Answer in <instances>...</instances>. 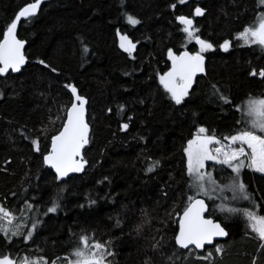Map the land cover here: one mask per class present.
<instances>
[{
    "label": "trees",
    "instance_id": "trees-1",
    "mask_svg": "<svg viewBox=\"0 0 264 264\" xmlns=\"http://www.w3.org/2000/svg\"><path fill=\"white\" fill-rule=\"evenodd\" d=\"M33 1L0 0V40ZM197 7L203 15L195 16ZM263 10L259 0H46L22 18L16 36L25 62L0 78V207L12 217L0 220L8 229L0 232V255L63 260L87 236L110 253L104 264H264V240L242 214L264 216V174L248 168L241 175L249 199L204 198L226 238L200 252L174 241L194 195L188 142L200 135L223 141L249 128L237 108L264 97V77L251 75L264 69V46L237 38ZM180 16L192 19L191 38ZM118 33L134 44L131 53L118 47ZM197 36L212 48L200 52ZM169 50L203 56L180 104L160 82L172 68ZM66 85L85 99L90 131L83 167L61 179L43 155L73 100ZM206 165L216 179H232L226 166ZM226 205L238 211H222Z\"/></svg>",
    "mask_w": 264,
    "mask_h": 264
},
{
    "label": "snow or ice",
    "instance_id": "snow-or-ice-1",
    "mask_svg": "<svg viewBox=\"0 0 264 264\" xmlns=\"http://www.w3.org/2000/svg\"><path fill=\"white\" fill-rule=\"evenodd\" d=\"M42 0H35L34 3L22 8L18 14L12 19L6 31L3 33V41L0 42V74L7 73L9 69L12 71H19L20 66L25 62V57L21 51L24 44L23 41L16 39L15 33L18 23L21 18H31L39 9ZM180 3H185V0H179ZM260 5H264V0H259ZM195 16L203 15L201 8L195 9ZM179 21L185 25L183 31L188 34L189 38L193 36V21L190 18L180 16ZM128 22L130 24L139 23L138 20L129 16ZM239 39H243L245 43L258 44L264 46V13H261L257 20L250 26L245 27L243 32L238 34ZM126 40L127 37H121ZM196 43L200 45V52H204L212 48V45L200 37H196ZM130 43V42H129ZM135 47L134 45H131ZM230 46L229 41H225L221 47L227 51ZM124 47V44H121ZM127 51L128 49L125 48ZM169 58L172 60V68L169 72L160 77V82L164 88L171 93L172 99L176 104H180L183 97L187 95V90L191 86L192 77L197 71H203V56L199 53L189 55L187 52L180 56H175L172 50H169ZM43 63V62H41ZM55 71V69H53ZM259 75L264 77V69L257 73L256 70L251 72V75ZM66 87L71 88V92L75 97V102H71V106L66 109L67 119L63 124L62 131L58 135H53L51 138V151L44 156L46 163L54 167L60 176H65L69 171H80L82 164L75 158L80 155V149L88 142V126L84 121V105L85 99L77 95L76 88L70 85ZM222 99H225L222 97ZM227 102V101H226ZM238 111H242L249 118V128L239 131L236 135L224 137L230 143L212 149L210 145L220 144L221 140L216 139L215 135L197 136L196 139L188 142V147L185 149L187 155V172L191 177L190 188L194 195L187 197V204L184 207L183 215L179 220V232L175 236V242L181 248L187 249L190 245H194L197 249H203L205 245L212 244L213 238L217 236H224L227 233L223 228L212 220L204 219L203 213L206 210L203 199L198 196H207L209 199L214 198L213 194L219 190L223 192L225 189L239 193L241 195H234L233 199H249L245 192V185L238 182L240 169L242 167H252L255 171L264 172V136L257 135L253 129H258L264 133V99H249L246 103L245 109L239 106ZM126 129L127 124L123 125ZM199 133H205L206 129L200 128ZM239 142L242 146L233 148L232 145ZM33 143L38 144V141ZM243 145H247L250 153H246ZM38 150V149H37ZM250 161L245 164L241 157H249ZM206 160H214L217 164L226 165L231 168L232 172L236 173L232 183L224 185L221 188L210 172L202 171L205 167ZM152 169L150 168L149 171ZM30 207V206H29ZM56 205L53 202V207L49 211H55ZM222 211L236 212L235 208L221 206ZM0 220L8 218L11 223L10 213L0 208ZM244 216L250 222L253 231L258 233L259 238L264 240V216H260L253 211L244 209ZM8 229L0 225V232H7ZM13 232L12 235H16ZM31 232L27 233L25 239L31 237ZM90 238L87 236L80 237V244L74 249L73 255L75 260H69L68 264H104V257L110 253H105L104 245L100 242L93 244L89 243ZM219 251V248H217ZM206 259V257H205ZM0 264H14L13 260L7 255H0ZM23 264H37L36 261H23ZM55 264V262H53Z\"/></svg>",
    "mask_w": 264,
    "mask_h": 264
},
{
    "label": "rangeland",
    "instance_id": "rangeland-1",
    "mask_svg": "<svg viewBox=\"0 0 264 264\" xmlns=\"http://www.w3.org/2000/svg\"><path fill=\"white\" fill-rule=\"evenodd\" d=\"M263 8H264V5H261ZM261 13H264V10L261 12ZM260 13V14H261ZM259 14V15H260ZM184 27H185V25H184ZM121 37H127L126 35H123V34H120V33H118L117 34V44H118V47L121 49V50H123V51H125V52H127V53H131L132 51H133V49H134V47H132L131 45H134L129 39H128V37H127V39L126 40H122L121 39ZM241 41L243 42V43H245V41L243 40V39H241ZM130 42V43H129ZM121 44H124V47H121ZM245 44H250V43H245ZM125 48H127L128 50L126 51L125 50ZM198 72V71H197ZM253 99H264V97H260V98H253ZM247 103V102H246ZM246 103L244 104V105H242V107H241V109H245V106H246ZM243 114H244V116L246 117V119H247V122H248V120H249V118L246 116V114L243 112ZM248 127H250V125L248 124ZM255 132H256V134L257 135H261V136H263L264 135V133H262V132H260L258 129H253ZM199 134H205V133H199ZM232 136V135H231ZM227 137H230V136H227ZM230 143V141L229 140H223V141H221V143L220 144H212V145H210V147L212 148V149H215V148H217V147H221L222 145H227V144H229ZM242 145L239 143V142H237L236 144H233L232 145V147L233 148H239V147H241ZM243 147L245 148V151H246V153H250V149H248L247 148V145H243ZM240 159H242V160H244L245 161V164H248L249 163V161H250V156L249 157H241ZM206 163H216L214 160H206L205 161V167H204V169L202 170V171H204V172H210L211 174H212V176H213V178L216 180V182H217V184L221 187V188H223L224 187V185H228V184H230V183H232V181H233V178L234 177H236V173H234L233 172V176L231 177L232 179L231 180H224V179H221V180H219V179H216V177H214V174L210 171V170H208V169H206ZM217 164V163H216ZM224 166H226V165H224ZM227 167V166H226ZM228 168V167H227ZM244 168H248L249 170H251V171H254V172H257V173H259V174H264V172H259V171H255L252 167H242L241 169H240V173H239V177H238V182H240V183H243V180H242V170L244 169ZM230 170H231V168H229ZM232 171V170H231ZM246 192V191H245ZM231 197V198H233V196L234 195H241V194H239V193H233V191H231V190H228V189H225L223 192H220L219 190H217V192L216 193H214L213 194V196H214V198H212V199H209L207 196H201V197H203V198H205V199H208V200H216L219 196H222V197H229V196ZM218 200V199H217ZM215 203H213V205H214ZM220 206V205H219ZM218 207V206H217ZM226 208L227 207H229L228 205H226L225 206ZM1 208V207H0ZM218 209H219V207H218ZM253 212H255V211H253ZM256 213V212H255ZM0 215H2V213H0ZM10 218H11V221H12V217L10 216ZM7 221H8V218H5ZM9 226V225H8ZM9 228V227H8ZM81 247H82V245H81ZM76 259V257L73 255V252H72V254L70 255V256H68V257H66V258H64L63 260H54V261H51V262H49V263H47L45 260H43V259H39V258H37V259H35L34 261H36L37 262V264H53V262H55V264H68V261L69 260H75ZM23 259H20V260H17V261H14L13 260V262H14V264H22L23 263Z\"/></svg>",
    "mask_w": 264,
    "mask_h": 264
},
{
    "label": "water",
    "instance_id": "water-1",
    "mask_svg": "<svg viewBox=\"0 0 264 264\" xmlns=\"http://www.w3.org/2000/svg\"><path fill=\"white\" fill-rule=\"evenodd\" d=\"M44 1H46V0H42L41 4H42ZM34 2H35V1L30 2V3L26 4L25 6H23L22 8H24V7H26V6H28L29 4L34 3ZM41 4H40V5H41ZM39 7H40V6H39ZM22 8H21V9H22ZM21 9H20V10H21ZM20 10H19V11H20ZM19 11H18V12H19ZM37 11H38V10H37ZM18 12H17V14H18ZM36 13H37V12H36ZM21 19H22V18H21ZM15 36H16V33H15ZM16 39H18L17 36H16ZM18 40H19V39H18ZM2 41H3V37H2V39L0 40V42H2ZM23 44H24V42H23ZM23 49H24V46H23V48L21 49L22 53H23ZM185 52H187L189 55H195V54L198 53V52L189 53L187 50H183V51L180 53V55L183 54V53H185ZM199 54H200V53H199ZM200 55L202 56V54H200ZM22 65H23V64H22ZM22 65L20 66V69H21ZM0 66H2V65H0ZM19 71H20V70H19ZM19 71H12L11 69H9V71H8L7 73L0 74V78L6 76V74H8L9 72H11V73H13V74H16V73H18ZM72 102H75V97H74V95H73V100H72ZM70 106H71V104H70L67 108H69ZM86 112H87V111H86V103H85V105H84V121H85V123H86L87 126H88V134H89L90 127H89V124H88V122H87ZM66 119H67V112L65 111V116H64L63 123H62L60 129H59L54 135H58L59 132L62 131L63 124L66 122ZM88 134H87V136H88ZM52 136H53V135H52ZM52 136H51V138H52ZM200 136H203V135H200ZM51 138H50V141H49V150H48L47 153H45V154L43 155V163H44V165H45L47 168L51 169V170L53 171V173H54L57 177H59V178H61V179H65L66 177H68L70 174H72V173L75 172V171H69V172L67 173V175H65V176H60V175L57 173L56 169H55L54 167H52L50 164L46 163L45 160H44V156L47 155V154H49L50 151H51V147H52ZM196 138H197V136H195V139H196ZM84 146H85V144H84L83 147L80 149V155L77 156V157L75 158L79 163L82 164V167H83V163H82V161H81V156H82V152H83ZM197 198H199V199H203L204 202H205L206 210H205V212L203 213V217H204V219L212 220L214 223L219 224V225L221 226V228H223L224 231L226 232L225 228L223 227V225H222L218 220H215L213 217L207 215V213H208V203H207V201H206L203 197H200V196H198ZM183 211H184V210H183ZM183 211L179 214V216H178V218H177V229H176L175 236H176V235L178 234V232H179V220H180V217L183 215ZM175 236H174V241H175ZM226 237H227V234L224 235V236H217V237H214V238H213V243H212V244L205 245V247H210V246H212V245L214 244V242L219 241V240H222V239H224V238H226ZM175 244H176V242H175ZM176 245H177V244H176ZM177 246H178L179 248H181L179 245H177ZM205 247H204V248H205ZM189 248H194L196 251H199V252L202 251V250L204 249V248H203V249H197V248H195L194 245H190ZM189 248H187V249H189ZM181 249H184V248H181Z\"/></svg>",
    "mask_w": 264,
    "mask_h": 264
},
{
    "label": "flooded vegetation",
    "instance_id": "flooded-vegetation-1",
    "mask_svg": "<svg viewBox=\"0 0 264 264\" xmlns=\"http://www.w3.org/2000/svg\"><path fill=\"white\" fill-rule=\"evenodd\" d=\"M264 136V135H263Z\"/></svg>",
    "mask_w": 264,
    "mask_h": 264
}]
</instances>
